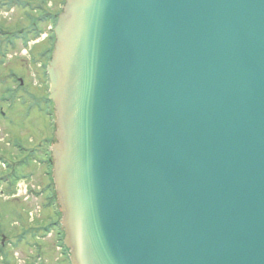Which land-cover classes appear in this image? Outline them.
I'll use <instances>...</instances> for the list:
<instances>
[{
    "label": "water",
    "instance_id": "water-1",
    "mask_svg": "<svg viewBox=\"0 0 264 264\" xmlns=\"http://www.w3.org/2000/svg\"><path fill=\"white\" fill-rule=\"evenodd\" d=\"M54 35L71 264H264V0H66Z\"/></svg>",
    "mask_w": 264,
    "mask_h": 264
},
{
    "label": "rangeland",
    "instance_id": "rangeland-1",
    "mask_svg": "<svg viewBox=\"0 0 264 264\" xmlns=\"http://www.w3.org/2000/svg\"><path fill=\"white\" fill-rule=\"evenodd\" d=\"M59 2L60 0H0V31L4 33L3 37L0 36V43L7 45V40L13 45L5 49L0 44V130L10 136L11 143L7 147L0 142V162L7 164L4 169L0 165V179L7 178L14 184L16 179L24 177L44 188V197L39 201L44 220L39 221L43 217L40 214L34 224L27 222L26 225L33 228L47 227L58 220L47 200L43 154L36 155L37 162L41 163L40 169L28 158V153L36 148L41 152L45 145L47 147L45 141H53L46 90L48 78L43 70L46 57L42 55L49 48V36L52 32L50 28L55 26L52 18L59 13ZM46 14L50 17L43 18ZM39 33L47 38L45 42L36 44L39 41H35L38 36L36 34ZM7 55L13 57L7 58ZM17 145L25 149L24 153L16 150ZM25 208L21 200H0V237L12 239L17 235L21 228L15 222L21 218L20 212ZM5 251L11 254L10 249ZM54 258L57 255L45 263L54 264Z\"/></svg>",
    "mask_w": 264,
    "mask_h": 264
}]
</instances>
